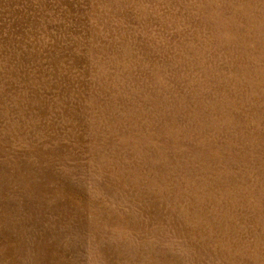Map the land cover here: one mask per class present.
<instances>
[{
	"label": "rangeland",
	"instance_id": "1",
	"mask_svg": "<svg viewBox=\"0 0 264 264\" xmlns=\"http://www.w3.org/2000/svg\"><path fill=\"white\" fill-rule=\"evenodd\" d=\"M0 264H264V0H0Z\"/></svg>",
	"mask_w": 264,
	"mask_h": 264
}]
</instances>
